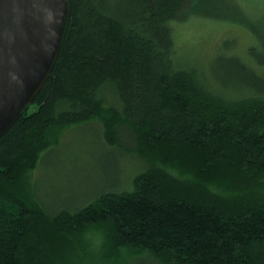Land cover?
I'll return each mask as SVG.
<instances>
[{
    "label": "trees",
    "instance_id": "trees-1",
    "mask_svg": "<svg viewBox=\"0 0 264 264\" xmlns=\"http://www.w3.org/2000/svg\"><path fill=\"white\" fill-rule=\"evenodd\" d=\"M67 4L48 78L0 137V264H264L263 58L220 46L222 75L179 57L175 21L225 17L213 0ZM98 123L143 167L131 186L51 211L34 170L65 130Z\"/></svg>",
    "mask_w": 264,
    "mask_h": 264
},
{
    "label": "rangeland",
    "instance_id": "rangeland-1",
    "mask_svg": "<svg viewBox=\"0 0 264 264\" xmlns=\"http://www.w3.org/2000/svg\"><path fill=\"white\" fill-rule=\"evenodd\" d=\"M213 1L218 7L221 5L222 10L225 8V17L189 12L175 21L173 34L179 57L184 62L192 60L211 74L216 66V71L222 75L226 63L219 59L221 48L226 49L224 56L237 53L247 60L252 56V52L247 54V51L252 48L256 57L263 58L264 62V0H236L239 8L224 1ZM101 131L99 123L67 129L61 133V145L40 160L32 182L38 199L51 211L78 209L113 182L118 181V187L131 186V177L143 167L135 153L109 150L99 137ZM91 236L90 232L89 243L93 241ZM60 240L67 241L62 236ZM93 245L94 253L100 251L98 238ZM126 259L128 255L120 263L100 258L90 259L86 264H125Z\"/></svg>",
    "mask_w": 264,
    "mask_h": 264
},
{
    "label": "water",
    "instance_id": "water-1",
    "mask_svg": "<svg viewBox=\"0 0 264 264\" xmlns=\"http://www.w3.org/2000/svg\"><path fill=\"white\" fill-rule=\"evenodd\" d=\"M67 10V0H0V137L48 78Z\"/></svg>",
    "mask_w": 264,
    "mask_h": 264
}]
</instances>
